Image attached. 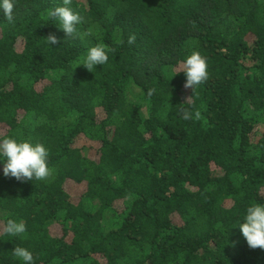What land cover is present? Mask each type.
Instances as JSON below:
<instances>
[{
	"label": "trees",
	"instance_id": "1",
	"mask_svg": "<svg viewBox=\"0 0 264 264\" xmlns=\"http://www.w3.org/2000/svg\"><path fill=\"white\" fill-rule=\"evenodd\" d=\"M59 6L0 14V138L43 143L52 169L19 182L0 164V264H23L17 246L34 264H264L236 227L264 204V0H71L73 37ZM193 52L209 78L192 91L176 73Z\"/></svg>",
	"mask_w": 264,
	"mask_h": 264
},
{
	"label": "clouds",
	"instance_id": "2",
	"mask_svg": "<svg viewBox=\"0 0 264 264\" xmlns=\"http://www.w3.org/2000/svg\"><path fill=\"white\" fill-rule=\"evenodd\" d=\"M64 6H59L48 11L49 20L59 22L61 29L67 37H73L78 32V26L83 22V17L72 10L68 5L71 0H63ZM16 7V0H0V14L7 21L13 20ZM47 45L57 44L58 40L54 35L46 38ZM134 42V38L129 39V44ZM109 50L102 45H97L88 49L87 55L82 62V66L89 72H94L97 67L106 65L109 62ZM80 66V65H78ZM185 76V88L192 91L205 83L209 78L208 64L205 57L199 52H193L183 60L182 68ZM175 74V75H176ZM155 89H149L151 96ZM189 98V97H188ZM186 99V102L188 100ZM199 119L200 113L190 109L182 110L184 120ZM49 150L41 142L31 140H17L8 136L0 138V164H2V174L5 177L14 178L16 181L25 182L45 181L52 176V169L49 167ZM242 237L251 249L264 250V204L252 203L246 208L242 221L237 226ZM26 232V225L23 221L9 219L3 227V233L9 237H19ZM12 254L23 264H34L32 252L24 247L17 246L12 250Z\"/></svg>",
	"mask_w": 264,
	"mask_h": 264
},
{
	"label": "rangeland",
	"instance_id": "3",
	"mask_svg": "<svg viewBox=\"0 0 264 264\" xmlns=\"http://www.w3.org/2000/svg\"><path fill=\"white\" fill-rule=\"evenodd\" d=\"M20 49H21V41H18V43H17V45H16V51L19 52ZM82 145H89V144H87L86 142L78 143V146H79V147H81ZM95 147H96V145L93 144V148H95ZM94 153H95V151H94V149H92V150L90 151L89 155H90V156H93ZM68 186H69V185H68ZM68 188H69V190H70V189H71V186H69Z\"/></svg>",
	"mask_w": 264,
	"mask_h": 264
}]
</instances>
